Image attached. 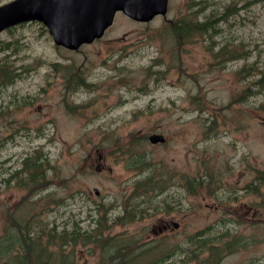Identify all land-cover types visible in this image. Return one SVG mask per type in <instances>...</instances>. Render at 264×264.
Masks as SVG:
<instances>
[{
    "label": "rangeland",
    "instance_id": "1",
    "mask_svg": "<svg viewBox=\"0 0 264 264\" xmlns=\"http://www.w3.org/2000/svg\"><path fill=\"white\" fill-rule=\"evenodd\" d=\"M168 3L165 16H156L150 22H136L116 12L101 38L75 51L56 47L39 22L0 34V60H10L8 67L12 69L7 81L2 72L0 87H18L21 107H33L34 111L26 126L41 132L31 141H0V166L8 167L5 158L13 152L24 159L25 148L31 146L42 155L45 175L42 187L28 186L30 193H12L6 186L0 187L3 238H12L20 247V236L9 224L7 208L28 196L33 212L28 224L34 238L41 239L39 231L47 227L50 239L52 227L56 232L77 227L88 231L86 238H92L98 230L79 216L97 213L93 208L108 211L118 206L125 190L134 188L132 178L136 173L130 170L135 162H125L119 155L120 143L144 137L120 135L140 129V133L158 131L167 139L151 145L147 137L128 145L136 150L135 158L148 148L141 165L152 187L172 174L179 178L187 175L191 204L195 205V234L204 231L201 235L212 236L205 242L196 240V253L202 250L201 244L219 241L224 230L232 227L229 221H217L220 204L209 195L201 197L206 193L201 188L217 180L238 179L241 174L234 166L238 155H233V150L239 144L242 159L248 150L257 187L255 220L252 225L232 227L235 242L232 246L221 242L214 252L219 264H264V85H258L260 70L264 69V0ZM210 9H214L212 13ZM188 10L194 22L210 15L223 16L215 26L220 29L215 38L222 39L219 43H227L230 49L224 63L216 61L208 49L210 40L201 33L190 32L185 39L177 38L171 30L172 18L186 17ZM183 39L185 42L176 44ZM29 95L36 97L33 105L27 102ZM206 119L215 122L207 123ZM172 121L177 123L164 124ZM108 126L119 129H102ZM103 161L111 169H99ZM241 177L247 178L245 169ZM147 194L150 201V188ZM17 212L23 221L24 209ZM101 227L106 228L101 230L99 240H109L106 249L92 241L69 247L65 245L72 242L68 237L62 247L57 243L52 246L45 238L36 254L40 253V259L48 257L46 264H55L59 255L72 264H150L155 260L183 264L167 252L159 257L155 249L135 255L150 243H127L134 242L137 235L132 227ZM206 256L199 257L195 264H202ZM17 260L23 261L20 255ZM30 264H34L32 259Z\"/></svg>",
    "mask_w": 264,
    "mask_h": 264
},
{
    "label": "flooded vegetation",
    "instance_id": "2",
    "mask_svg": "<svg viewBox=\"0 0 264 264\" xmlns=\"http://www.w3.org/2000/svg\"><path fill=\"white\" fill-rule=\"evenodd\" d=\"M30 22L31 21L26 22L25 25ZM21 25L22 24L10 27L8 30L18 28ZM215 40L219 42L222 39L215 38ZM243 80L244 78H242V81ZM119 81H123V79L119 78ZM21 98L22 95L19 93L18 87H0V120L2 125L0 127V141L13 142L25 139L31 141L37 136H41V132L26 126L31 122L29 115L34 114V111L33 107H21ZM27 98V102L32 105L36 101V97L32 95H29ZM205 121L207 123L215 122L213 119H206ZM176 123L177 122L172 121L164 124L174 125ZM102 129L108 131L110 129H119V127L108 126ZM140 132V129H137L132 131L131 134L120 135L121 137L129 136L130 138H134L139 134L144 136L143 140L132 139L120 143L121 149L119 155L124 156L123 160L125 162L129 161L128 163H131L135 160L140 161L148 150L147 147H144V154L135 158L136 150H130L128 146L134 142L146 140L150 133ZM166 140L167 139L164 137L163 140H156V142H150V144L156 145L157 143H164ZM24 152V159L21 160L17 158L16 153L13 152L5 158L8 167L5 168L4 166H0V187L6 186L12 193H15V191L27 190L29 192V185H32V188H38L42 187L44 183V163L40 162L42 155L36 148L31 146L26 147ZM232 154L238 155V159L234 165L237 171L242 176V172L245 169L247 178L243 179L240 176L235 180H217L205 184L201 190H204L206 193L202 194L201 197L209 195L215 204H220V214L217 221H229L232 227L252 225L257 211V188L255 186V178L253 177L251 158L250 155H248V150H246L244 159H242L239 144L236 145ZM27 159L35 161L37 165L29 166L27 164ZM101 168L105 170L111 169L106 161H103ZM129 168L130 166L127 169ZM130 171L136 173L132 178L134 188L125 190L123 201L118 206H111L108 211L100 207L98 209L93 208L97 213L90 211L87 214L80 215L79 219L82 221H91L94 224L93 228L95 230L100 228V224H106L108 227L114 224L120 225L123 228H134L135 234H137L134 238V242L127 243L134 245H147L150 243L148 247L137 251L135 255L149 252V249L150 251L155 249L159 257L167 252L170 257L174 256L180 258L183 264H195L196 240L195 229H193L192 225L195 205L191 204V193L187 175L185 176L182 174L181 178H179L178 175L172 174L167 181H162L161 185L152 187V180L150 178L147 181L145 180L146 174L144 167L134 165ZM149 188L151 192L150 201L149 195L147 194ZM39 193H41V189H39ZM34 198L35 197H33V200ZM31 200L32 198L28 196L27 199H21L18 203L8 206L7 208L9 224L14 227L16 234L18 233L20 236V247L16 246L12 238H3L0 235V264H30L31 259L34 264H43V261H45L44 264H46L47 260L50 261L48 257L40 259V253L36 254L44 244L45 238L46 240L49 238L48 227L40 229L41 239L34 238L30 235L32 230L29 228L28 220L33 218V212L30 206ZM198 204H200V202ZM22 209H24L23 221L18 218L17 212ZM40 211L42 214L45 213L42 206H40ZM134 224H140V226L136 228ZM232 227L224 230V234L220 237L219 241L209 243L211 247L205 252L207 258H210L212 262L216 260L214 252L216 246H219L221 242H225L226 245L232 246L235 242V233ZM200 232L203 233L204 231ZM211 237L212 236L209 235L203 238L208 241ZM128 240L129 239H126V241ZM19 255L22 257V262L17 260Z\"/></svg>",
    "mask_w": 264,
    "mask_h": 264
},
{
    "label": "water",
    "instance_id": "3",
    "mask_svg": "<svg viewBox=\"0 0 264 264\" xmlns=\"http://www.w3.org/2000/svg\"><path fill=\"white\" fill-rule=\"evenodd\" d=\"M167 6V0H12L0 5V30L20 20L37 19L45 22L54 43L77 49L101 37L116 10L149 21L164 14ZM157 139L162 135H150L151 141Z\"/></svg>",
    "mask_w": 264,
    "mask_h": 264
},
{
    "label": "trees",
    "instance_id": "4",
    "mask_svg": "<svg viewBox=\"0 0 264 264\" xmlns=\"http://www.w3.org/2000/svg\"><path fill=\"white\" fill-rule=\"evenodd\" d=\"M211 17L212 16L210 15L209 17L208 16L207 17H204L201 20H195L194 23L188 22V21H190L188 19H186L187 22L177 21V22H175V24L172 27L174 28V32L175 33L181 34V35H187V33H190L193 28L196 29V30L204 31V32L211 31L208 34V37H209V40H210V43L208 45V49L216 57V61L219 64H222V63H224V61H226L230 49L226 48L227 43H224V42L223 43H219V42H217L215 40L216 33H218L220 31V29H215V25H217V23H219L220 21H222V19H224V18H223V16H217L216 18L215 17H212L211 18ZM211 35H214V36L211 37ZM216 45L219 46L218 49H215ZM9 64H11V61L10 60H7V59L0 60V81H2V72H5L6 73V75H5L6 78L5 79L8 78V74L7 73H10V71L12 70L11 68L8 67ZM260 71H261L260 72L261 73V78L258 81V83H260L258 85L261 87V86L264 85V69H261ZM199 91H200V85H199ZM263 106H264V104H263ZM196 108L197 109H200L201 106L199 104H197ZM33 164H35V162H33ZM196 233H197L196 234V240H202V242H205L203 240L202 236H201V232L198 231ZM81 236L82 237H85L86 235H84L83 233H80L78 229L77 230L72 229V230H70V232H67V235L64 236V238L62 239L61 246L65 244V238H67V237L68 238H71L72 243H76L77 240L80 239ZM95 236H99L100 237L101 235L95 234V235H93L92 238L89 235L84 240V242L87 241V240H93V239L94 240H99V237H95ZM108 241L109 240L101 239V240H99V244H102L103 247L105 248L109 244ZM53 243H54V240L51 239V244L53 245ZM206 248H207V246H206L205 243L201 244V249H206ZM204 263H205V260L203 261L202 264H204ZM57 264H65V262H62L61 261V262H58ZM67 264H72V263L68 260V263ZM150 264H164V262L159 263V262H156V260H155V261L151 262ZM167 264H173V263H167Z\"/></svg>",
    "mask_w": 264,
    "mask_h": 264
},
{
    "label": "bare ground",
    "instance_id": "5",
    "mask_svg": "<svg viewBox=\"0 0 264 264\" xmlns=\"http://www.w3.org/2000/svg\"><path fill=\"white\" fill-rule=\"evenodd\" d=\"M211 5H212V4H211ZM213 10H214V9H213ZM213 10H212V11H213ZM223 10H224V9H223ZM225 10H226V9H225ZM210 11H211V9H210ZM212 11H211V13H212ZM215 11H216V10H215ZM220 11H221V10H220ZM221 12H222V11H221ZM208 15H209V14H208ZM199 16H200V15H199ZM208 17H209V16H208ZM211 18H212V17H211ZM206 19H207V18H206ZM206 19H205V20H206ZM198 20H201V18L198 19ZM212 20H213V19H212ZM216 20H217V19H216ZM206 21H207V20H206ZM220 22H221V21H220ZM197 23H198V22H197ZM202 23H203V22H202ZM208 23H209V22H208ZM215 26H216V25H215ZM194 27H195V26H194ZM218 27H219V25H218ZM186 29H187V28H186ZM198 29H199V28H198ZM210 29H211V28H210ZM182 43H183V42H182ZM65 78H66V77H65ZM65 87H66V86H65ZM40 92H41V91H40ZM43 107H44V106H43ZM30 114H31V113H30ZM47 115H48V114H47ZM27 137H28V136H27ZM143 137H144V136H143ZM150 146H151V145H150ZM110 150H111V149H110ZM28 151H29V150H28ZM34 152H35V151H34ZM37 154H38V153H37ZM31 156H32V155H31ZM149 156H150V155H149ZM45 159H46V158H45ZM40 162H41V161H40ZM128 162H129V161H128ZM150 167H151V166H150ZM23 170H24V169H23ZM32 174H33V173H32ZM35 175H36V174H35ZM145 180H146V179H145ZM161 181H162V180H161ZM190 181H191V180H190ZM159 184H160V183H159ZM153 185H154V184H153ZM149 186H150V185H149ZM147 187H148V186H147ZM147 187H146V188H147ZM144 190H145V189H144ZM11 204H12V203H11ZM66 216H67V215H66ZM70 217H71V216H70ZM73 222L75 223V221H73ZM14 232H15V231H14ZM13 236H14V235H13ZM100 240H101V239H100ZM123 245H124V244H123ZM8 247H9V246H8ZM118 247L120 248L121 246H118ZM127 247H128V245H127ZM116 248H117V247H115V250H117ZM119 248H118V249H119ZM125 248H126V247H124V249H125ZM5 249H6V248H5ZM113 249H114V248H113ZM115 250H114V251H115ZM6 251H7V250H6ZM111 251H112V250H111ZM116 253H117V252H116ZM113 255H116V254L114 253ZM110 256H111V255H110ZM178 261H179V260H178ZM173 264H174V263H173Z\"/></svg>",
    "mask_w": 264,
    "mask_h": 264
}]
</instances>
